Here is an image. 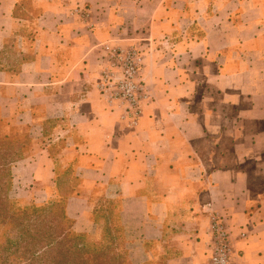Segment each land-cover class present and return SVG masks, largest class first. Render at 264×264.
I'll return each mask as SVG.
<instances>
[{"label":"crops","instance_id":"1","mask_svg":"<svg viewBox=\"0 0 264 264\" xmlns=\"http://www.w3.org/2000/svg\"><path fill=\"white\" fill-rule=\"evenodd\" d=\"M140 50L135 125L95 85L102 46ZM28 137L11 200L74 183L77 233L118 226L130 264H264V0H0V137Z\"/></svg>","mask_w":264,"mask_h":264},{"label":"trees","instance_id":"2","mask_svg":"<svg viewBox=\"0 0 264 264\" xmlns=\"http://www.w3.org/2000/svg\"><path fill=\"white\" fill-rule=\"evenodd\" d=\"M27 141L0 144V264H130L120 227L107 226L91 243L73 230L65 203L74 183L61 184L58 196L39 206L41 211L13 207L11 166L27 156Z\"/></svg>","mask_w":264,"mask_h":264},{"label":"built area","instance_id":"3","mask_svg":"<svg viewBox=\"0 0 264 264\" xmlns=\"http://www.w3.org/2000/svg\"><path fill=\"white\" fill-rule=\"evenodd\" d=\"M102 51L95 85L109 101L122 105L129 125H135L149 98L148 88L140 75V50L134 46L104 44ZM209 230L211 243L207 264H234L230 234L219 213L210 214Z\"/></svg>","mask_w":264,"mask_h":264},{"label":"rangeland","instance_id":"4","mask_svg":"<svg viewBox=\"0 0 264 264\" xmlns=\"http://www.w3.org/2000/svg\"><path fill=\"white\" fill-rule=\"evenodd\" d=\"M18 138H26V136H20ZM10 138H4V137H0V144L4 143L6 140H8ZM17 139V138H15ZM10 140H14V139H10ZM27 149V155H29L31 153V147L30 146H24V149ZM25 152V150H23ZM14 204L13 207L18 209V210H23L24 208H27L28 210H30V212H38L41 211L42 209L39 208V206L35 205L33 202H30L29 200L26 201H16V200H11ZM35 206V207H34ZM1 236V235H0ZM85 241L91 243L94 239L92 237H90V235H86L85 234Z\"/></svg>","mask_w":264,"mask_h":264}]
</instances>
